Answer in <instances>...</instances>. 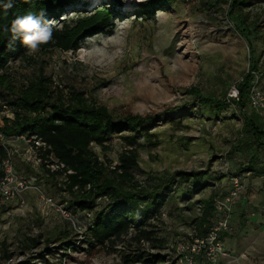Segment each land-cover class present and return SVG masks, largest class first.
I'll return each instance as SVG.
<instances>
[{"label": "rangeland", "instance_id": "obj_1", "mask_svg": "<svg viewBox=\"0 0 264 264\" xmlns=\"http://www.w3.org/2000/svg\"><path fill=\"white\" fill-rule=\"evenodd\" d=\"M80 2L51 19L49 26L76 17L75 10L108 5L117 13L113 27L87 37L76 51L39 49L26 59L11 62L10 83L28 88L31 81L44 76L51 83L53 99L79 92L118 118L158 117L149 136L139 137L144 147L139 150L136 179L144 186L150 175L206 171L209 183L193 190V181H180L172 192L163 194L162 205L155 208L159 212L147 223L157 237L166 240L165 249L133 240L137 232L132 230L114 248L97 247L90 254L85 236L90 214L67 191L66 176H52L56 167H50L49 174L42 166L32 165L29 147L19 136L2 134L0 146L9 153L19 178L34 182L36 188L22 191L19 199L25 202L23 207L20 202L0 200V264H24L31 256L37 257L36 264H177L180 245L198 233L196 219L202 215V201L213 195L226 199L234 177L242 179L244 189L230 202L228 229L222 235L228 253L224 262L264 264V178L242 172L251 154L240 141L245 114L252 111L248 105L240 108L230 102L223 108L206 106L194 96L198 91L223 101L246 77L250 48L255 49V60L264 55V1L249 0L250 6L244 10L262 22L249 39L242 34L246 31L243 16H228L226 0H176L173 7H152L150 14L144 11L152 0ZM12 99V91L4 90L0 132L13 129L15 113L8 104ZM258 114L264 125V112ZM120 135L114 134L108 141L109 150L92 145L102 162L118 164L119 155L127 149ZM108 202L106 197L96 199L92 211ZM140 218L137 214V223ZM71 219L76 224H69ZM25 236L40 237L41 244L23 255L20 247ZM48 239L54 242L46 246ZM7 251L13 255L10 259L5 256ZM134 254L140 259L127 262Z\"/></svg>", "mask_w": 264, "mask_h": 264}, {"label": "trees", "instance_id": "obj_2", "mask_svg": "<svg viewBox=\"0 0 264 264\" xmlns=\"http://www.w3.org/2000/svg\"><path fill=\"white\" fill-rule=\"evenodd\" d=\"M226 1L229 3L228 16L237 19L243 16L241 23L246 31L242 34L249 39V34L259 29L262 23L260 17L253 18L250 12H244L250 6L249 0ZM4 2L7 0H0V3ZM175 2L176 0H152V4L145 8L144 13H152L150 9L155 6L173 7ZM80 4V0H15L14 7L7 10V14L0 9V98L4 90L12 91L15 96V99L8 103L15 113L13 129L7 128L1 132L8 137L36 136L45 144V147H41L38 151L42 160L41 170L50 174V169L45 165H56L58 171L52 173V176L64 174L67 191L77 198L79 207L90 214L87 219V222H90L88 233L85 235L87 243L90 244V254L94 253L97 247L108 250L114 248L132 230L137 232L133 240L140 243L148 242L151 248L156 250L165 249L166 240L157 237L156 231L151 229V223H147L159 212V209L155 211V208L162 205L163 194L167 191L172 192L180 181H193V190L205 188L209 178H205L206 171H178L174 174L150 175L147 179L149 181L144 186L141 185L134 174V170L139 168V150L144 147L139 142V137L149 136L148 131L158 117L127 115L118 118L113 116L107 107L90 103L83 93L72 92L68 97L60 96L58 99H53L51 83L44 76L37 77L36 80L31 81L28 88L21 89L16 86L15 88L8 78L10 63L28 58L20 42L11 39L12 34L9 29L12 21L17 16L43 12V21L48 23L51 19H57L65 9H73ZM75 12L76 17L62 20L58 26H50L53 30V39L41 45L40 50L76 51L87 37L112 28L117 17L115 10L108 5L98 6L90 11L81 9ZM250 52V68L238 86L239 100L227 95L221 101L198 91H194L195 98L206 106L217 105L223 108L228 102L235 103L240 108L249 106V94L255 78L260 77V84L264 80L261 72L264 71V67L262 68L264 55L255 60L254 47L250 48ZM251 111L250 114H245L243 139L240 141V144H244L247 147L246 151H250L251 154L249 161L242 165L244 168L242 172L264 178L263 117L258 112ZM114 134H121L119 138L127 149L119 155L118 164L112 166L110 161L104 163L100 160L92 150V145L109 150L106 144ZM6 154V150L0 146V162L6 158ZM2 177L3 173L0 172V179ZM105 197L109 202L100 210L92 211L95 200ZM220 199L224 201L225 198L213 195L208 200L202 201L203 212L201 217L196 219L198 233L194 234L195 236L204 235L213 225L217 217L216 204L217 201H221ZM69 208L71 209L67 207ZM137 214L141 217L139 223L136 222ZM53 242V239H48L45 244L48 246ZM21 244L20 254L24 255L38 248L41 244L40 237L25 236ZM5 256L10 259L13 255L7 251ZM140 257L139 254H134V257L127 262H135ZM36 260V256H31L24 264H36Z\"/></svg>", "mask_w": 264, "mask_h": 264}, {"label": "built area", "instance_id": "obj_3", "mask_svg": "<svg viewBox=\"0 0 264 264\" xmlns=\"http://www.w3.org/2000/svg\"><path fill=\"white\" fill-rule=\"evenodd\" d=\"M260 78V77H259ZM259 78H255L253 87L249 94V107L256 112H264V80L260 84ZM228 96L238 100L239 90L238 87H233ZM3 133L0 132V141L4 139ZM19 141L29 147L30 157L29 162L32 165L42 166V160L39 157V149L45 147V144L36 136H19ZM7 152V150H6ZM47 168L58 167L56 165L46 164ZM0 172L3 177L0 179V197L1 201L12 203L14 201L20 202L21 207L25 206L23 200L20 201L19 197L22 191L35 189L34 182H28L24 178H19L18 172L13 167L9 153L7 152L6 158L0 162ZM71 173V172H69ZM244 189L243 181L239 177H234L230 183V193L225 199L226 201H217L216 204V219L210 229L202 236L193 235L189 241L179 247L180 258L177 264H197L196 260H203L206 264H226L224 259L228 256L227 250L224 247L221 239L222 234L228 229V210L230 209V202L238 197ZM44 198V197H43ZM48 201V200H47ZM49 202H52L49 199ZM4 203V202H3ZM229 203V204H228ZM66 210L73 215L70 209ZM90 217V216H88ZM70 224H76L74 220H70Z\"/></svg>", "mask_w": 264, "mask_h": 264}, {"label": "clouds", "instance_id": "obj_4", "mask_svg": "<svg viewBox=\"0 0 264 264\" xmlns=\"http://www.w3.org/2000/svg\"><path fill=\"white\" fill-rule=\"evenodd\" d=\"M14 2L15 0H7V2L0 3V9L7 14V10L14 7ZM43 16V12L29 13L17 16L11 23L9 31L12 34V41H19L29 55L53 39V30L48 23L43 21Z\"/></svg>", "mask_w": 264, "mask_h": 264}, {"label": "crops", "instance_id": "obj_5", "mask_svg": "<svg viewBox=\"0 0 264 264\" xmlns=\"http://www.w3.org/2000/svg\"><path fill=\"white\" fill-rule=\"evenodd\" d=\"M224 247H225V246H224ZM225 249H226V248H225ZM196 263H197V264H199V263H200V264H206L205 261H203V260H201V259H200V260H196Z\"/></svg>", "mask_w": 264, "mask_h": 264}]
</instances>
